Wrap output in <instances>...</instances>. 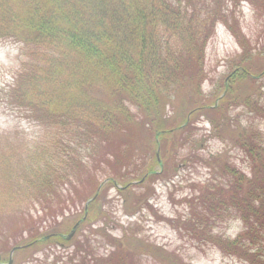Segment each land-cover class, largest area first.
<instances>
[{
	"label": "trees",
	"instance_id": "1",
	"mask_svg": "<svg viewBox=\"0 0 264 264\" xmlns=\"http://www.w3.org/2000/svg\"><path fill=\"white\" fill-rule=\"evenodd\" d=\"M197 1H201L198 7L194 0H0V41L21 46L19 69L4 96L8 104L46 131L44 140L39 146L34 143L33 149L53 152L48 158L58 166L71 168L77 163L72 171L76 177L89 175L98 167L109 178L125 180L123 166L130 175H148L150 171L139 167L137 158L125 155L130 130L138 125L154 138L173 133L174 129L167 134L160 130L173 127H168L169 117L163 112L179 91L188 109L197 107L191 113L205 109L199 103L204 53L216 24L222 23L246 53L249 47L243 45L245 34L237 7L247 3L256 12L262 8V0ZM257 4L259 8H255ZM186 121L178 129L190 119ZM244 138L246 143L252 142L256 134ZM0 140L4 150L10 151L8 155H14L13 148L33 153L23 139L0 134ZM110 145L113 154L107 151ZM84 148L87 155L80 152ZM244 151L261 160L249 177L223 162L218 169L222 179L193 195L197 204L190 205L191 219L183 225L196 241L213 240L209 228L218 219L230 218H238L243 231L232 240L215 237L221 240L217 243L222 250L236 251L243 242L256 247L264 241V152ZM198 160L207 162L202 157ZM3 161L12 164L8 158ZM32 161L35 159L28 163ZM63 177L44 175L51 187ZM66 179L75 192L78 188ZM28 185L32 183L28 181ZM94 188H98L96 181ZM96 198L89 203L88 212ZM57 199L53 205H62L64 199ZM31 223L24 214L12 239H5V255L15 246L19 247L16 251H25L53 237L39 239V226L31 227ZM59 239L70 244L61 236ZM73 247L68 256L64 249L59 253L64 252L65 258L53 250L45 252L43 259L53 255L56 258L50 264H102L103 258L93 253L88 238ZM122 250L118 247L115 252ZM106 262L112 264L115 259Z\"/></svg>",
	"mask_w": 264,
	"mask_h": 264
},
{
	"label": "rangeland",
	"instance_id": "2",
	"mask_svg": "<svg viewBox=\"0 0 264 264\" xmlns=\"http://www.w3.org/2000/svg\"><path fill=\"white\" fill-rule=\"evenodd\" d=\"M194 2L197 7L201 3ZM253 8L247 3L237 7L245 34L243 45L245 49L249 47L246 53L222 23L216 24L215 33L207 42L199 100L205 109L191 113L197 107L188 109L179 91L175 99L171 96L172 103L167 104L163 112L164 117L165 112L169 117L168 127H173L160 130V134H167L174 129L173 133L160 135L156 140L138 125L130 130L125 155L137 158L138 166L150 173L130 175L123 166L121 173L125 180L109 178L98 167L89 175L80 171L84 175L76 177L72 171L77 163L71 168L58 166L48 158L53 152L46 154L37 147L33 149L34 143L39 146L44 140L46 131L1 96V91L19 69L21 56L14 42H0V133L10 134L14 139L24 138L33 149V153L18 149L11 151L14 155H8L10 151L0 145L1 264L10 258L9 253H3L5 239H12L24 214L32 219L31 227L39 226V239L53 237L28 250L14 252L11 264H38V259L43 260L41 264H50L56 257L52 255L44 260L45 252L55 250L65 258V253L67 255L75 243L84 238L93 245V253L103 258L102 264H108L109 259H115L112 264H264V241L256 247H248L247 242H243L236 251L219 247L217 242L221 240L215 237L232 240L242 233L243 224L238 218L223 222L218 219L213 223V228H209L213 240L209 242L196 241L183 225L191 219L190 205L197 204L193 195L222 179L218 169L223 162L248 177L261 163L257 155L252 159L244 151L264 152V0L261 11ZM255 8H259V4ZM140 115L146 117L147 114L141 112ZM188 116L189 123L178 129ZM255 134L256 138L246 143L244 135ZM111 149L112 145L107 151L113 154ZM80 152L87 155L85 148ZM199 157L207 162L199 161ZM222 157L226 160L220 161ZM7 158L12 164L4 163ZM31 158L35 161L28 163ZM84 162L89 166L85 159ZM107 173L110 174L108 170ZM46 174L60 177L66 174L78 189L74 192L65 177L51 187L52 183L44 178ZM95 181L99 191H95ZM40 192L44 196H37ZM94 195L98 201L85 214V204ZM58 196L64 202L53 205L58 202ZM84 215L87 219L68 241L70 244H62L60 236H67ZM59 245L64 246L65 253L59 254L63 251ZM118 247L123 250L115 252Z\"/></svg>",
	"mask_w": 264,
	"mask_h": 264
},
{
	"label": "water",
	"instance_id": "3",
	"mask_svg": "<svg viewBox=\"0 0 264 264\" xmlns=\"http://www.w3.org/2000/svg\"><path fill=\"white\" fill-rule=\"evenodd\" d=\"M77 226H78V223L73 227L72 231L70 232V234H69L68 237H67L68 239H70V237L74 234V232H75Z\"/></svg>",
	"mask_w": 264,
	"mask_h": 264
}]
</instances>
